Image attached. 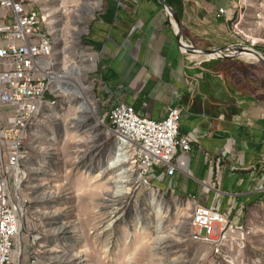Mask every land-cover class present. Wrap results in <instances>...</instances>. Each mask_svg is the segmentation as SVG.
<instances>
[{"label":"rangeland","instance_id":"obj_1","mask_svg":"<svg viewBox=\"0 0 264 264\" xmlns=\"http://www.w3.org/2000/svg\"><path fill=\"white\" fill-rule=\"evenodd\" d=\"M108 3L34 0L32 4L43 7L44 26L55 41L56 72L74 65L82 68L80 79L88 86L84 92L97 117L78 110L81 97L66 95L56 83L58 106L44 114V126L39 125L40 118L35 122L26 141L31 158L23 171L35 172L29 177L38 178L39 187L17 241L16 250L22 246V253L16 264H30L36 253L39 264H264V197L249 206L246 220L238 226L236 244L219 254L216 246L192 239L194 208L153 181L142 180L138 165L127 151H119L106 130L103 121L114 101L105 91L102 65L90 63L88 53L94 51L92 23ZM242 8L234 20L241 22L246 34L244 46L250 42L253 47L255 40V48L264 49V0H243ZM184 43L199 48L185 36ZM187 54L192 63L205 62L204 55ZM15 111L0 105V129L9 126ZM116 154H122L120 166L113 164ZM12 175L10 171V183ZM116 181L122 183L123 192L115 188ZM258 188L264 192V183ZM29 192L27 187L22 194Z\"/></svg>","mask_w":264,"mask_h":264},{"label":"crops","instance_id":"obj_2","mask_svg":"<svg viewBox=\"0 0 264 264\" xmlns=\"http://www.w3.org/2000/svg\"><path fill=\"white\" fill-rule=\"evenodd\" d=\"M128 1L109 0L90 31L89 53L102 65L112 107L123 102L155 120L180 107L181 134L196 142L185 166L153 182L193 208L216 206L243 224L264 197V64L246 57L192 63L160 0ZM242 3L183 0L184 36L201 49L246 45L232 27Z\"/></svg>","mask_w":264,"mask_h":264},{"label":"built area","instance_id":"obj_3","mask_svg":"<svg viewBox=\"0 0 264 264\" xmlns=\"http://www.w3.org/2000/svg\"><path fill=\"white\" fill-rule=\"evenodd\" d=\"M33 2L0 0V105L16 109L9 126L0 129V264H16L17 256H21L22 246L17 251V241L37 197L39 179L29 177L36 173L23 171L31 158L26 144L29 132L39 118V125L46 124L44 114L58 106L60 99L52 84L57 73L55 41L44 26L43 7L32 6ZM219 14H227V10L220 9ZM240 25V21L235 22V31L246 36ZM95 61L99 62L94 55L90 63ZM181 117L178 106L169 109L166 119L155 120L121 102L112 107L103 122L119 151H127L138 165L140 178L151 184L160 174L174 176L187 163L186 155L196 138L181 134ZM27 187L30 192L23 195ZM191 228L194 241L216 246L219 254L237 241L238 226L216 206H195ZM39 263L36 253L30 264Z\"/></svg>","mask_w":264,"mask_h":264},{"label":"bare ground","instance_id":"obj_4","mask_svg":"<svg viewBox=\"0 0 264 264\" xmlns=\"http://www.w3.org/2000/svg\"><path fill=\"white\" fill-rule=\"evenodd\" d=\"M100 5V3L98 4ZM87 6L89 8H91L89 6V4H87ZM175 28V27H174ZM185 45H188L185 43ZM190 46V45H188ZM183 48V51L186 53V57L188 59H190L189 55L187 54V51L184 47ZM199 49V48H198ZM208 49H211V48H208ZM262 52V51H261ZM263 53V52H262ZM202 57L203 55H198V54H192V57ZM94 57V54L91 55V58ZM246 58L247 59H254L255 62H258V58L253 55V54H247L246 55ZM55 62V61H54ZM56 63V62H55ZM95 63L97 64V61H95ZM94 63V64H95ZM98 65H99V62H98ZM81 69L82 68H79L78 65H74L72 68H70L68 71H65V72H62V73H56V77H55V80L53 81V85H54V88L57 90V87H56V83L59 85V88L66 94V95H69V94H75L76 97L80 96L81 99L77 101L76 103V106L78 108V110H80L81 112H86L87 110L90 111L91 113H93L95 116H96V112H95V108L93 106H91L90 102H89V99L87 98V95L85 94L84 90L87 89V85L84 84L81 79H80V74H81ZM58 91V90H57ZM58 93L60 94V92L58 91ZM97 117V116H96ZM82 117H79V119H77L78 123H81L80 119ZM80 120V121H79ZM101 120L99 119L98 120V123H100ZM120 156H122V154H116L115 155V159L113 161V164L114 165H118L120 166L121 164V161H123ZM119 173V172H118ZM123 176V172L121 171L119 174H118V177L122 178ZM22 182V176L19 177V180L17 182L18 185H20ZM116 186L115 188L120 191V192H123L124 191V187L122 186V183L116 181L115 182ZM20 240V239H19ZM203 243V242H202ZM211 245V244H210Z\"/></svg>","mask_w":264,"mask_h":264},{"label":"water","instance_id":"obj_5","mask_svg":"<svg viewBox=\"0 0 264 264\" xmlns=\"http://www.w3.org/2000/svg\"><path fill=\"white\" fill-rule=\"evenodd\" d=\"M163 4L167 15L170 17L172 24L174 25L175 33L179 44L184 47L189 53H194L198 55H204L206 61H211L214 59L224 58V59H233V58H244L247 54H253L258 58V62L264 64V53L255 47H248L244 45L233 46L231 48H219V49H198L193 46L185 45L184 36L182 33V22L178 16L176 10L167 4L166 0H160Z\"/></svg>","mask_w":264,"mask_h":264},{"label":"trees","instance_id":"obj_6","mask_svg":"<svg viewBox=\"0 0 264 264\" xmlns=\"http://www.w3.org/2000/svg\"><path fill=\"white\" fill-rule=\"evenodd\" d=\"M166 1H167V4H169L171 7H173L176 10L178 16L180 17L182 21L183 20V0H166ZM183 33L185 34L184 29H183ZM260 51H263L264 53V49H260Z\"/></svg>","mask_w":264,"mask_h":264}]
</instances>
